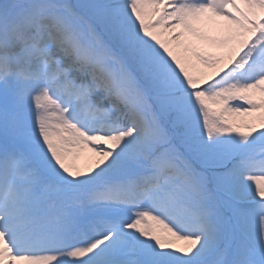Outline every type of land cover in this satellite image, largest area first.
I'll list each match as a JSON object with an SVG mask.
<instances>
[{"label": "snow or ice", "instance_id": "obj_1", "mask_svg": "<svg viewBox=\"0 0 264 264\" xmlns=\"http://www.w3.org/2000/svg\"><path fill=\"white\" fill-rule=\"evenodd\" d=\"M262 110L264 0H0V264H264Z\"/></svg>", "mask_w": 264, "mask_h": 264}, {"label": "bare ground", "instance_id": "obj_2", "mask_svg": "<svg viewBox=\"0 0 264 264\" xmlns=\"http://www.w3.org/2000/svg\"><path fill=\"white\" fill-rule=\"evenodd\" d=\"M225 22L217 17H213L211 14H204L203 19L200 23L196 25L197 34L188 37V43L191 47H198L202 50L209 51L208 49L215 44L217 47L222 48L229 45L233 36L224 32ZM235 47V44L231 45V49ZM212 56L215 58V53L211 52ZM190 55V53H186ZM195 63V61H193ZM253 99H256L253 97ZM259 100V99H256ZM264 111V110H262ZM260 113H254L253 115H259ZM238 119H248V118H238ZM81 161H76L77 165L86 170V166L93 159L92 154L84 150L80 154Z\"/></svg>", "mask_w": 264, "mask_h": 264}, {"label": "rangeland", "instance_id": "obj_3", "mask_svg": "<svg viewBox=\"0 0 264 264\" xmlns=\"http://www.w3.org/2000/svg\"><path fill=\"white\" fill-rule=\"evenodd\" d=\"M241 7L243 8L244 6L242 5ZM224 32L232 35V33L230 31H228L226 27L224 28ZM230 41L231 42L229 43V45L226 46L223 49H219V47H217L215 44H213L212 47L208 49L209 51L202 50L200 48V46L196 47V50L202 52L205 55H211V56H212L211 52H214L215 53V57H217L219 55L227 53L231 49V45L235 44L234 41H233V37H232V39ZM236 46H238V45L235 44V47ZM253 97L256 98V99H261L259 94H256Z\"/></svg>", "mask_w": 264, "mask_h": 264}]
</instances>
